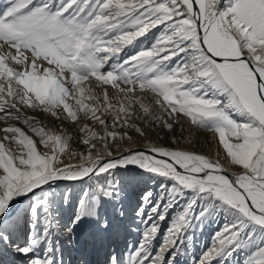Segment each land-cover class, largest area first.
<instances>
[{
  "label": "snow or ice",
  "instance_id": "1",
  "mask_svg": "<svg viewBox=\"0 0 264 264\" xmlns=\"http://www.w3.org/2000/svg\"><path fill=\"white\" fill-rule=\"evenodd\" d=\"M86 217L137 235L108 264H264V0H0V246L63 264Z\"/></svg>",
  "mask_w": 264,
  "mask_h": 264
},
{
  "label": "rangeland",
  "instance_id": "2",
  "mask_svg": "<svg viewBox=\"0 0 264 264\" xmlns=\"http://www.w3.org/2000/svg\"><path fill=\"white\" fill-rule=\"evenodd\" d=\"M46 115V114H44ZM163 132H161L160 135H162ZM203 135V134H201ZM200 135V136H201ZM155 139V137H154ZM205 145H199L195 143V147H197L200 150H207L210 154L215 155L216 154V142L213 140L211 143L205 142ZM209 148V149H208ZM123 171V170H122ZM125 175V180L127 179L128 182H133L134 180L136 182L141 183V188L139 190L134 191L135 197H134V205L137 201V198L141 194V190L144 187L145 181L147 180V174H144L143 176L140 173V169H138L135 166H130L126 171H123ZM150 183V182H149ZM65 185L68 187H72L74 189L75 195H79V191L82 187V185L74 184L71 181H61L60 187L63 188ZM74 201L72 205H64L61 211V219H66L70 213L72 212L74 208ZM27 205L26 200H21L19 204V213L18 215H22L24 207ZM133 205V206H134ZM85 223L81 225L76 232L74 233L75 239H72L71 241L66 238L63 235H54L53 240L55 242L56 239H59L60 243L56 244V251L58 258H62L63 264H108L109 255L113 251H115L114 247H111L108 249L101 257H99V250L98 246V240H97V233L93 229L91 223L89 222V218H85ZM21 228H25L24 221L21 220ZM42 229V225L40 224L39 220L36 221V229H34V236L39 235V232ZM210 231V230H209ZM209 233L206 232L201 239L204 241H207ZM27 235L25 231H21L19 235L15 239V245L23 246L27 241ZM32 246V245H30ZM5 251V252H4ZM16 247L15 246H9V245H3L0 246V264H11L9 261H7L9 257H13L16 255L17 259L19 260L16 264H28L27 258L21 255L20 253H16ZM119 253L126 255V250L122 248ZM11 261V260H10Z\"/></svg>",
  "mask_w": 264,
  "mask_h": 264
},
{
  "label": "bare ground",
  "instance_id": "3",
  "mask_svg": "<svg viewBox=\"0 0 264 264\" xmlns=\"http://www.w3.org/2000/svg\"><path fill=\"white\" fill-rule=\"evenodd\" d=\"M38 116L39 119H43L45 124H47L49 127H53V121L51 119L47 118V114L46 115H39V114H35ZM161 134V133H160ZM185 135L187 136L188 133L185 132ZM164 136V133L161 135V137ZM193 144H199V145H205L206 141L203 135H201L199 137V139H196L195 133H193ZM181 147H186V143H182L180 145ZM209 149V148H208ZM211 153V152H210ZM122 178L125 184V195H126V200L127 203L134 205V191L139 190L142 186L141 183L139 184V182H136L135 180L131 183L128 182V180H125V175L122 171ZM80 185V184H78ZM64 219V218H63ZM114 223H118V221L114 220ZM137 239V235L135 233H124L121 232L119 236H101V235H97V240H98V244H100L98 246V250H99V257H101L108 249H110L111 247L115 248V252H118L124 248V250L126 249V244H133L135 242V240ZM5 252V251H4ZM16 253H19L18 251ZM17 256L15 255L13 257H9L7 258L9 261V263L11 264H16L19 260L16 258ZM11 260V261H10Z\"/></svg>",
  "mask_w": 264,
  "mask_h": 264
}]
</instances>
